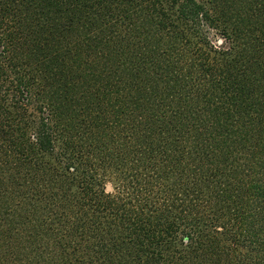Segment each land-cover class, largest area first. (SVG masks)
Instances as JSON below:
<instances>
[{"label":"trees","instance_id":"trees-1","mask_svg":"<svg viewBox=\"0 0 264 264\" xmlns=\"http://www.w3.org/2000/svg\"><path fill=\"white\" fill-rule=\"evenodd\" d=\"M0 264H264V0H0Z\"/></svg>","mask_w":264,"mask_h":264},{"label":"rangeland","instance_id":"rangeland-1","mask_svg":"<svg viewBox=\"0 0 264 264\" xmlns=\"http://www.w3.org/2000/svg\"><path fill=\"white\" fill-rule=\"evenodd\" d=\"M211 34H212V33H211ZM211 37H213V36L211 35ZM212 40H213V41H216L217 38H216V37H213Z\"/></svg>","mask_w":264,"mask_h":264}]
</instances>
